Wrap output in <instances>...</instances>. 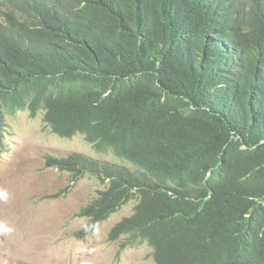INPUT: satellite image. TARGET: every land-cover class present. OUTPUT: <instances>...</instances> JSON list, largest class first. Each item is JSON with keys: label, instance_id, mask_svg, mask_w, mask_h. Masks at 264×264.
Instances as JSON below:
<instances>
[{"label": "trees", "instance_id": "16d2710c", "mask_svg": "<svg viewBox=\"0 0 264 264\" xmlns=\"http://www.w3.org/2000/svg\"><path fill=\"white\" fill-rule=\"evenodd\" d=\"M25 109L134 168L44 157L104 185L80 235L137 200L121 249L264 264V0H0V134Z\"/></svg>", "mask_w": 264, "mask_h": 264}, {"label": "rangeland", "instance_id": "374dc122", "mask_svg": "<svg viewBox=\"0 0 264 264\" xmlns=\"http://www.w3.org/2000/svg\"><path fill=\"white\" fill-rule=\"evenodd\" d=\"M0 134V264H154L146 244L125 249V240L111 242L108 233L122 218L131 215L135 201L99 225L92 234L80 235L86 218L75 217L97 191L104 189L86 174L70 183V174L45 166V158L73 153L134 168L111 152L98 154L82 135L62 139L52 133L40 112H5ZM69 187L61 197L49 196Z\"/></svg>", "mask_w": 264, "mask_h": 264}, {"label": "clouds", "instance_id": "9594fccd", "mask_svg": "<svg viewBox=\"0 0 264 264\" xmlns=\"http://www.w3.org/2000/svg\"><path fill=\"white\" fill-rule=\"evenodd\" d=\"M25 110L28 111L27 109H25ZM25 110H22V111H25ZM6 112H8V111H6ZM17 112H20V111H17ZM17 112H16V113H17ZM28 112H29V111H28ZM40 112L43 113V111H39L38 113H40ZM38 113H37V114H38ZM4 114H5V112H4ZM4 116H5V115H4ZM29 116H30V115H29ZM35 117H36V116H35ZM30 118H31V117H30ZM45 124H46V123H45ZM46 125H47V124H46ZM47 126H48V125H47ZM50 130H51V129H50ZM52 133H53V132H52ZM55 135H56V134H55ZM77 135H81V134H77ZM77 135H75V136H77ZM57 136H58V135H57ZM75 136H73V137H75ZM82 136H83V135H82ZM58 137H59V136H58ZM73 137H72V138H73ZM83 137H84V136H83ZM60 138H61V137H60ZM62 139H66V138H62ZM69 139H71V138H69ZM84 140H85V139H84ZM89 145H90V144H89ZM90 146H91V145H90ZM111 153H112V152H111ZM98 154H102V153H98ZM112 154H113V153H112ZM70 155H71V154H70ZM82 155H83V154H82ZM68 156H69V155H68ZM84 156H85V155H84ZM66 157H67V156H66ZM86 157H87V156H86ZM59 158H61V157H59ZM88 158H89V157H88ZM91 159H92V158H91ZM94 160H96V159H94ZM98 161H100V160H98ZM104 162H105V161H104ZM107 163H108V162H107ZM109 164H110V163H109ZM116 166H117V165H116ZM119 167H120V166H119ZM129 170H130V169H129ZM88 175H89V174H88ZM84 176H85V175H84ZM93 177H94V176H93ZM95 178H96V177H95ZM96 179H97V178H96ZM101 184H102V183H101ZM102 185H103V184H102ZM103 186H104V185H103ZM2 195H5V194H4V193H0V196H2ZM94 197H95V196H94ZM131 201H135V202H136L135 205L137 204V200H131ZM131 201H129V202H131ZM129 202H127V203H129ZM127 203H126V204H127ZM126 204H124V205H126ZM86 205H87V204H86ZM124 205H123V206H124ZM135 205H134V206H135ZM123 206H122V207H123ZM133 208H134V207H133ZM118 211H119V210H118ZM118 211H117V212H118ZM132 213H133V211H132ZM132 213H131V215H132ZM114 214H115V213H114ZM112 215H113V214H112ZM131 215H129V216H127V217H130ZM110 217H111V216H110ZM124 218H126V217H124ZM108 219H109V218H108ZM122 219H123V218H122ZM122 219H121V220H122ZM121 220H120V221H121ZM104 222H105V221H104ZM117 223H118V222H117ZM101 224H102V223H101ZM101 224H100V225H101ZM112 227H113V226H112ZM112 227H111V228H112ZM95 230H96V229H95ZM109 231H110V230H109ZM139 244H143V243H139ZM144 244L147 245V243H144ZM147 246H148V245H147ZM148 247H150V246H148ZM150 248H151V247H150ZM151 250H152V248H151ZM152 259H153V257H152ZM153 261H154V260H153Z\"/></svg>", "mask_w": 264, "mask_h": 264}]
</instances>
